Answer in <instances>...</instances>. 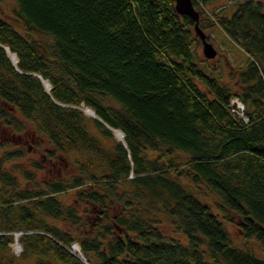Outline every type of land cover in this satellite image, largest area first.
<instances>
[{"label": "trees", "instance_id": "1", "mask_svg": "<svg viewBox=\"0 0 264 264\" xmlns=\"http://www.w3.org/2000/svg\"><path fill=\"white\" fill-rule=\"evenodd\" d=\"M234 5L200 10L245 53L225 80L176 0H16L21 28L0 17V264H264L224 223L264 246V0Z\"/></svg>", "mask_w": 264, "mask_h": 264}, {"label": "rangeland", "instance_id": "2", "mask_svg": "<svg viewBox=\"0 0 264 264\" xmlns=\"http://www.w3.org/2000/svg\"><path fill=\"white\" fill-rule=\"evenodd\" d=\"M241 0H208L205 2L204 0H197V6L196 8L200 10H205L209 12H222L226 14H230L234 7L232 5L236 4ZM16 0H0V17L5 18L13 23H16L14 17H13V9L15 7ZM235 6V5H234ZM206 15V14H205ZM20 28L21 25L19 23H16ZM205 32L208 35V40H210L213 45L217 48L218 54L216 55L215 58H209V64L211 66H215L217 68V74L220 75L221 79H229V76L231 75V68H238L243 64L244 58H245V53L237 46L235 45L227 36L226 34L220 29L219 26H214V27H209L204 29ZM200 40V44L198 45L199 52L203 54V45L202 41ZM86 106V105H85ZM84 104L81 105L83 110L85 109ZM85 112V110H84ZM87 116L94 117V115H90L85 112ZM90 124L89 129L92 131L94 134H96L102 142L105 140V136H103L98 129L94 126L93 122L91 119H89ZM114 132V135L116 138H119L115 130H112ZM24 141V145L29 147L30 150V156H39V153L37 149L33 146V142L35 141V137L31 134L28 133L27 136L22 138ZM109 142V141H108ZM111 143V140H110ZM2 148H0V154L2 153ZM37 151V152H36ZM70 164L67 166H64V163H56L54 165V172L60 169V172L65 173L71 171V167H68ZM68 167V168H67ZM201 197L211 200V197L201 195ZM225 226L230 232L232 238H233V243L237 244L242 247H248L247 245H251L253 251L258 255L259 257L264 258V246L261 245L259 241H257L254 238H247L244 237L238 228V225L234 221H225ZM165 224V223H164ZM164 229L170 233V234H175L178 236H181L178 232H176L173 228L172 225L169 223H166L163 225Z\"/></svg>", "mask_w": 264, "mask_h": 264}, {"label": "water", "instance_id": "3", "mask_svg": "<svg viewBox=\"0 0 264 264\" xmlns=\"http://www.w3.org/2000/svg\"><path fill=\"white\" fill-rule=\"evenodd\" d=\"M176 9L180 14H186L191 16L194 20H195V31L196 34L198 35V37L201 39L202 41V45H203V54L205 55L206 58H215L216 55L218 54V50L217 48L213 45V43L208 40V35L205 32V30L201 27V25L199 24V20H200V11L196 8L194 1L193 0H176ZM3 45V44H2ZM8 54L10 55V57L12 58L13 62H17L18 61V57L16 56L15 53H12L10 51V49L3 45ZM11 53V54H10ZM13 55V56H11ZM39 77L42 79V81L44 82V84L46 85V87L48 89L51 88V85L49 83L48 80L44 79L42 76L39 75ZM91 108V107H90ZM94 110V109H92ZM94 117L98 118L99 120L103 121L96 113L94 115ZM104 122V121H103ZM110 128L112 130H114L115 128L111 127ZM119 131H121L120 129H118ZM122 132V131H121ZM123 134V133H122ZM120 139H123L120 138Z\"/></svg>", "mask_w": 264, "mask_h": 264}, {"label": "built area", "instance_id": "4", "mask_svg": "<svg viewBox=\"0 0 264 264\" xmlns=\"http://www.w3.org/2000/svg\"><path fill=\"white\" fill-rule=\"evenodd\" d=\"M230 107L231 109L235 112V114L237 116H239L240 118H242L245 122L249 121V117L246 114V105L244 103V101L239 97V96H233L230 99ZM21 231H17L15 232V242L13 243V248L14 251L19 254L22 251V244L19 241V235L21 234ZM72 248L74 251H76L78 253V255L80 257H83V254L81 252L80 246L77 242H74L72 244Z\"/></svg>", "mask_w": 264, "mask_h": 264}, {"label": "bare ground", "instance_id": "5", "mask_svg": "<svg viewBox=\"0 0 264 264\" xmlns=\"http://www.w3.org/2000/svg\"><path fill=\"white\" fill-rule=\"evenodd\" d=\"M11 54V53H10ZM11 56H13V55H11ZM85 106V105H84ZM85 109V112L86 113H88V114H90V115H95V111L94 110H92V108H90L89 106H85L84 107ZM115 130V133H116V135L119 137V138H122L123 137V134H122V132L121 131H119L118 129H114Z\"/></svg>", "mask_w": 264, "mask_h": 264}]
</instances>
